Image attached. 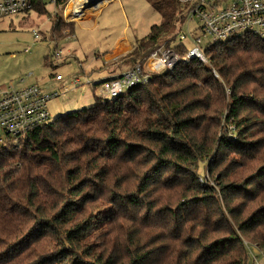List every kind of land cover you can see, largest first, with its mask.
<instances>
[{"label":"trees","instance_id":"trees-1","mask_svg":"<svg viewBox=\"0 0 264 264\" xmlns=\"http://www.w3.org/2000/svg\"><path fill=\"white\" fill-rule=\"evenodd\" d=\"M148 1L161 21L133 41L130 68L168 46L185 14L179 0ZM49 7L32 10L49 15L52 37L71 35ZM204 55L8 138L0 264H253L251 248L264 250V38L244 33ZM201 166L214 184L199 181Z\"/></svg>","mask_w":264,"mask_h":264},{"label":"rangeland","instance_id":"rangeland-1","mask_svg":"<svg viewBox=\"0 0 264 264\" xmlns=\"http://www.w3.org/2000/svg\"><path fill=\"white\" fill-rule=\"evenodd\" d=\"M186 4L188 2L185 0H179L180 13L187 11ZM48 9L49 12L53 10L52 7ZM86 14L81 19L66 21L74 23L75 30L63 37L50 35L51 21L48 14L29 10L0 19V89L38 84L46 92H58L47 102L50 120L93 106L95 97H98L93 89V84L97 82L93 80L103 73L100 69L115 66L122 72L128 70L130 66L121 60L134 47L117 59L104 63L102 67H99V54L102 56V53L110 51L111 44L118 36H127L132 42L142 40L151 25L161 21V15L148 0H110L99 16H93L90 11ZM177 21L178 25L180 20ZM33 31H36L37 36ZM54 38L63 46L59 58L51 56L49 41ZM57 74L63 79L57 80ZM76 77L81 79V83L75 86L72 81ZM65 86L69 87L68 91L63 90ZM200 170L199 179L203 181H199L214 184L206 168L201 166ZM251 251L253 264H264V250L251 248ZM249 260L252 262V258Z\"/></svg>","mask_w":264,"mask_h":264},{"label":"built area","instance_id":"built-area-1","mask_svg":"<svg viewBox=\"0 0 264 264\" xmlns=\"http://www.w3.org/2000/svg\"><path fill=\"white\" fill-rule=\"evenodd\" d=\"M51 13L59 10L65 21L81 19L87 11L98 16L110 0H45ZM112 1V0H111ZM190 7L177 25L168 46L152 50L143 63H137L114 78L100 81L95 91L102 103L113 100L129 87L146 82L152 74L171 70L181 60L207 62L208 45L252 33L264 38V0H185ZM34 0H0V19L32 10ZM36 34V31H33ZM206 37V39H203ZM51 56L61 57L63 46L56 38L49 41ZM183 44L186 52L178 54L175 46ZM149 43L143 42L142 46ZM81 67V66H80ZM84 71V70H83ZM57 80H62L60 74ZM81 83L76 77L72 84ZM90 84V82L87 81ZM98 83V82H97ZM64 91L69 87L65 86ZM59 93L44 91L38 84L0 89V150L8 138L14 142L29 129L50 121L47 102ZM203 181L202 178L199 179Z\"/></svg>","mask_w":264,"mask_h":264},{"label":"crops","instance_id":"crops-1","mask_svg":"<svg viewBox=\"0 0 264 264\" xmlns=\"http://www.w3.org/2000/svg\"><path fill=\"white\" fill-rule=\"evenodd\" d=\"M99 14H98V16H99ZM88 15H90V14H88ZM86 16H87V14H86ZM132 43L133 42L131 41V39L129 37L124 36V35L118 36L115 39V41L111 44V48H110L111 50L110 51H106V52L102 53V56L98 53L99 54L98 57H100V59H101V63H99V67H102V65L104 63L110 62L113 59H117L118 57L121 56L122 53L129 52L131 50V48L133 47ZM100 70H102L103 73L100 76H98V78L93 80L94 83L100 82V81H103V80H106L109 78L116 77L122 73V71H120V69H118V68L116 69L115 66L110 68V69L103 68Z\"/></svg>","mask_w":264,"mask_h":264},{"label":"water","instance_id":"water-1","mask_svg":"<svg viewBox=\"0 0 264 264\" xmlns=\"http://www.w3.org/2000/svg\"><path fill=\"white\" fill-rule=\"evenodd\" d=\"M251 263V260H249V264Z\"/></svg>","mask_w":264,"mask_h":264}]
</instances>
